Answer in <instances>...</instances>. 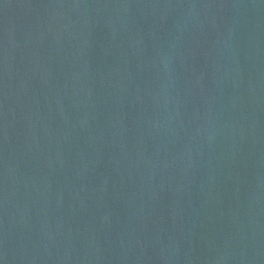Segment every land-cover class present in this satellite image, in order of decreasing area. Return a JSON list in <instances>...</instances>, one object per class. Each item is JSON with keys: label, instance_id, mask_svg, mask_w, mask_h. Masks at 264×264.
I'll list each match as a JSON object with an SVG mask.
<instances>
[{"label": "water", "instance_id": "95a60500", "mask_svg": "<svg viewBox=\"0 0 264 264\" xmlns=\"http://www.w3.org/2000/svg\"><path fill=\"white\" fill-rule=\"evenodd\" d=\"M0 264H264V0H0Z\"/></svg>", "mask_w": 264, "mask_h": 264}]
</instances>
